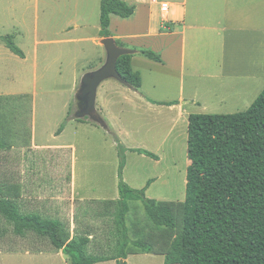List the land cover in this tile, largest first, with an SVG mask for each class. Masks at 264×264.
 Wrapping results in <instances>:
<instances>
[{
	"label": "rangeland",
	"instance_id": "1",
	"mask_svg": "<svg viewBox=\"0 0 264 264\" xmlns=\"http://www.w3.org/2000/svg\"><path fill=\"white\" fill-rule=\"evenodd\" d=\"M99 6L100 0H0V142L6 146L0 151V187L3 196L18 206L20 214L37 213L43 218L57 219L70 237L90 239L88 254L117 257L123 228L117 222L116 136L102 129L94 134L85 128L75 129L79 124L72 119L81 78L103 65L95 61L97 49L91 41H78L95 34ZM77 22L82 27H75ZM7 36L13 37L24 59L6 49L2 38ZM108 83L119 87L120 94L130 93L115 80H106L98 88V101ZM254 98L225 97L223 105H216L213 99L209 101L213 104L209 113L192 110L191 114L244 112ZM95 107L104 120L97 104ZM114 111L116 108L108 118L109 129L117 132L115 128L122 127V122L131 128H124L128 141L120 144L145 149L159 157L155 162L131 152L123 176L125 183L142 189L148 180L154 179L146 197L168 206L178 225L175 231L158 235L146 220L141 203L130 202L125 218L127 237L130 241L149 243L153 250L145 254L129 245L123 261L164 264L162 254L167 250L162 246L168 247L181 228L189 165L186 123L182 122L178 137L176 131L170 133L171 124L166 116L153 124L150 117L140 119L132 115L133 110L127 116L131 119L126 115L122 119ZM127 113L128 109H123V115ZM65 119L71 124L56 137ZM84 122L99 128L89 119ZM150 129H155V138L153 132L148 133ZM39 248L46 252L54 249L48 238L33 232H25L22 238L15 235L13 226L0 216V264H65L51 251L46 260L22 253ZM62 259L69 264L67 258Z\"/></svg>",
	"mask_w": 264,
	"mask_h": 264
},
{
	"label": "trees",
	"instance_id": "2",
	"mask_svg": "<svg viewBox=\"0 0 264 264\" xmlns=\"http://www.w3.org/2000/svg\"><path fill=\"white\" fill-rule=\"evenodd\" d=\"M134 8L122 0H101L99 36L110 38V17L130 18ZM13 37H3L5 47L24 59ZM115 45L125 48L118 40ZM140 56L161 62L160 56L149 50L138 51ZM124 55L117 60V72L124 85L139 91L141 77L133 72L130 60ZM78 120V122H84ZM187 124V158L185 198L179 234L170 245L162 246L164 264H264V89L250 107L235 114H191ZM66 120L56 132L58 136ZM95 124V123H94ZM111 136L114 135L109 133ZM115 137V136H114ZM118 148L117 222L122 229V241L117 257H96L87 253L90 239L70 237L62 222L43 218L37 213L20 214L18 206L5 198L0 187V216L13 226L17 236L33 232L49 239L51 245L68 259L69 264H97L126 260V249L150 254L149 243L130 241L125 218L130 202H140L146 220L156 231H175L177 223L171 209L146 197L152 181L142 189L130 188L122 178L126 149L115 137ZM5 145L0 142V151ZM139 155L157 160L143 149ZM178 232V229H177ZM169 239V237H168ZM167 241V238H166Z\"/></svg>",
	"mask_w": 264,
	"mask_h": 264
},
{
	"label": "crops",
	"instance_id": "3",
	"mask_svg": "<svg viewBox=\"0 0 264 264\" xmlns=\"http://www.w3.org/2000/svg\"><path fill=\"white\" fill-rule=\"evenodd\" d=\"M122 1L133 7L134 13L127 19L111 16L108 30L110 38L118 40L125 49L133 51L130 66L133 72L140 74V89L136 92L127 88L129 94H120L119 87L108 83L103 87L100 100L98 101L96 95L95 101L106 127L98 125L99 128H96L76 120L79 126L75 129L85 128L90 130V134L102 129L114 134L120 142L126 143L127 131L131 129L129 125L115 121L122 125L115 128V133L108 127L111 110L116 108L113 113L116 116L120 114L122 119L125 115L126 118L131 115L133 110L132 115L140 119L150 117L153 124L162 121L163 116H166L171 124L170 133L176 131L175 135L180 137L182 122L185 121L187 131V119L192 110L209 113L213 106L209 101L215 99L216 105H223L225 97L238 100L239 97L243 99L245 96L250 99L255 97V100L264 89V0ZM162 4L168 7L165 13L161 11ZM99 14L98 23L94 25L97 26L95 34L89 39L78 41H91L97 49L95 61L101 65L105 62L106 52L100 43L103 38L99 36ZM74 26L82 27V24L77 22ZM141 50L158 54L161 62L140 56L138 51ZM115 82L122 84L116 80ZM122 86L126 87L124 84ZM252 103L253 101L250 105ZM123 109H128V113L123 115ZM65 120V127L71 124H67V119ZM65 127L59 135L64 132ZM125 127L127 131H124ZM151 132L155 138V129L148 131ZM128 134L132 135V132ZM124 148L127 151L122 171L123 181L128 166V155L134 149H141L132 146ZM155 156L157 160L144 157L158 162L159 157ZM150 180L154 182V179ZM161 232L163 231H159L158 235H162ZM54 249L49 248L48 251L54 252L57 260L67 264L66 259H62L64 256L61 251ZM48 251L41 248L36 251L25 249L22 253L46 260L51 256ZM109 262L116 264L115 261L102 263Z\"/></svg>",
	"mask_w": 264,
	"mask_h": 264
},
{
	"label": "water",
	"instance_id": "4",
	"mask_svg": "<svg viewBox=\"0 0 264 264\" xmlns=\"http://www.w3.org/2000/svg\"><path fill=\"white\" fill-rule=\"evenodd\" d=\"M106 52V59L101 67L94 71L86 73L80 81L79 89L75 95L76 111L73 114V120L89 119L102 128L106 125L103 119L97 114L95 101L97 89L104 81L114 79L124 84V81L117 72V60L124 55H130L133 51L125 48H119L115 45L112 38H105L100 41ZM119 264H125L119 260Z\"/></svg>",
	"mask_w": 264,
	"mask_h": 264
},
{
	"label": "built area",
	"instance_id": "5",
	"mask_svg": "<svg viewBox=\"0 0 264 264\" xmlns=\"http://www.w3.org/2000/svg\"><path fill=\"white\" fill-rule=\"evenodd\" d=\"M167 8H168V7H167L166 4H162V5H161V11H162V12L165 13V12L167 11Z\"/></svg>",
	"mask_w": 264,
	"mask_h": 264
}]
</instances>
